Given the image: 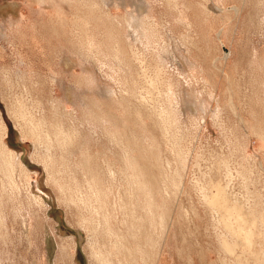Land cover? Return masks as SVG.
Instances as JSON below:
<instances>
[{
	"label": "rangeland",
	"instance_id": "374dc122",
	"mask_svg": "<svg viewBox=\"0 0 264 264\" xmlns=\"http://www.w3.org/2000/svg\"><path fill=\"white\" fill-rule=\"evenodd\" d=\"M144 1L0 0V264H264V0Z\"/></svg>",
	"mask_w": 264,
	"mask_h": 264
},
{
	"label": "bare ground",
	"instance_id": "6f19581e",
	"mask_svg": "<svg viewBox=\"0 0 264 264\" xmlns=\"http://www.w3.org/2000/svg\"><path fill=\"white\" fill-rule=\"evenodd\" d=\"M115 1H118V0H115ZM124 2H126L127 3V0H123ZM122 2V1H121ZM131 2H133L134 3V5L133 6H135V11H137V15H139V12H142V11H147V3L144 1V0H131ZM140 19V18H139ZM139 22V21H138ZM138 22H137V16H133L132 17V20L130 21V23L132 24L131 26H134V25H137L138 24ZM132 28H134V27H132ZM135 29V28H134ZM65 61H66V66H68V67H73L76 63H77V61L74 59V58H71V57H67L66 59H65ZM185 61V60H184ZM23 116V115H22ZM169 132V131H168ZM61 133H62V131H57L56 132V137H58V136H60L61 135ZM34 134V133H33ZM35 135V134H34ZM9 154V153H8ZM11 154V153H10ZM5 160H8L7 158H5ZM9 161V163L8 162H6V161H4V163H5V166H12V165H10L11 164V161H13V159L12 160H8ZM97 194H98V196H99V193L97 192ZM97 194H96V196H97ZM209 195V194H208ZM213 203V202H212ZM215 205V204H214ZM219 208V207H218ZM220 211V210H219ZM226 223V222H225ZM81 234V233H80ZM100 253V254H99ZM95 256H96V258H97V260L98 261H100L101 263H104V262H106V261H108V259L107 258H104L103 257V255L101 254V252L100 251H96L95 252ZM76 260V259H75ZM74 260V261H75ZM75 263H77V262H75Z\"/></svg>",
	"mask_w": 264,
	"mask_h": 264
}]
</instances>
